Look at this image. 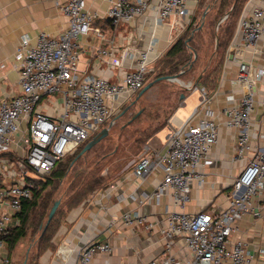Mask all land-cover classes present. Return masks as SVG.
<instances>
[{"label":"built area","instance_id":"built-area-1","mask_svg":"<svg viewBox=\"0 0 264 264\" xmlns=\"http://www.w3.org/2000/svg\"><path fill=\"white\" fill-rule=\"evenodd\" d=\"M54 1L68 18L66 28L59 36L40 30L34 42L27 34L18 38L14 55L20 91L9 99L0 98V264H22L11 261L4 237L19 223L22 200L32 196L33 179L49 173L66 154L112 123L114 112L143 87L147 73L164 53L154 37L138 50L133 67L123 72L118 81L80 71L78 35L105 36L103 30L94 27L95 20L103 19L110 29H117L143 16L150 0H106L101 12L89 11L87 0ZM186 2L158 0L154 22L160 24L174 18L183 29L190 13ZM236 26L240 35L238 47L251 48L259 40L264 42V4L253 5L239 17ZM112 40L106 38L108 46L99 47L97 53L119 68L121 59L114 56ZM262 72L251 75L248 63L241 61L234 83L245 86V91L235 99L231 97L233 102L221 110L225 126L236 130L234 157L240 159L252 152L232 181L226 206L210 211H169L159 231L165 240L163 250L143 264H253L246 243L240 238L232 240L231 236L238 220L251 210L254 199L264 197V128L257 134L252 129L254 82ZM199 93L198 106L187 118L176 121L169 117L164 148L154 149L145 142L132 161L131 171L137 178L154 169L162 172V178L144 195V201L158 200L169 188L174 203L183 206L191 182L203 181L199 167L211 163L210 149L217 142L218 131L211 117L191 121L198 107L205 108L209 100L203 86ZM49 96L60 99V104L57 101L54 106L55 114L38 106L43 97ZM258 121L264 127V107ZM121 219L124 223L136 221L152 227L137 211L124 212ZM178 242L182 253L172 254L171 248ZM110 249L107 242L90 240L77 251V264H92L96 252Z\"/></svg>","mask_w":264,"mask_h":264},{"label":"crops","instance_id":"crops-1","mask_svg":"<svg viewBox=\"0 0 264 264\" xmlns=\"http://www.w3.org/2000/svg\"><path fill=\"white\" fill-rule=\"evenodd\" d=\"M157 1L150 0L149 9L143 16L117 29H110L108 22L103 19L95 20L94 27L103 30L104 37L94 33L78 35L80 71L118 81L123 72L133 67L138 50L152 38H157L158 49H164L165 52L174 39L183 32L185 25L187 27L191 22L199 6V0H187L186 7L190 13L184 19L183 29L174 18H168L160 24L154 22L153 14ZM212 1L205 6L208 7L207 11L217 6H210ZM257 3L264 4V0H243L240 9L230 16L233 18L231 19L233 25L229 41L217 69L205 78L206 85L198 80L212 66L221 49L213 50L207 66L197 75V80L186 81L205 87L209 97L206 107H198L191 121L196 122L205 116L211 117L217 126L218 139L210 149L211 163L199 167L203 173V181L191 182L189 197L184 205L179 206L174 203L169 188L158 200L144 201V195L150 192L162 178V172L154 169L144 177L137 178L131 171L133 159L130 164L116 172L105 186L94 189L78 203L64 210L47 239L46 243L49 244L39 252L37 259L39 264H77V251L90 240L107 242L111 248L109 252H96L92 257V264H143L163 250L165 240L159 231L169 211H210L226 206L230 194L229 187H232V181L239 175L252 154L247 152L240 159L234 157L236 130L225 126L221 114L222 108L233 102L229 100L231 97L235 99L245 91V86L234 83L238 64L241 61L248 63L251 75L263 70L260 78L254 82L256 105L252 114V129L257 134L264 128L258 121L264 107V42L259 40L255 47L251 48L238 47L240 35L236 29L239 17L248 13ZM106 5V0L86 1L89 11L101 12ZM230 7L231 2L228 8ZM220 18L221 15L217 19L216 26L218 24L223 26L226 22V20L221 21ZM204 19L205 14L203 16L202 13L200 24L204 23ZM67 24V16L54 0H0V98L9 99L20 91L14 55L18 38L22 34H27L31 42H34L40 30L59 36ZM199 26L191 31V35L199 29ZM222 34L220 29V38ZM106 38L113 39L114 56L121 59L119 68L111 66L108 57L97 53L99 47L108 46ZM180 94L179 105L170 116L176 121L179 118H187L198 106L200 97L198 89L183 93L182 97ZM56 102L60 104L57 96L43 97L38 106L45 112L55 114ZM168 126L167 121L145 142L154 149H163ZM256 141L254 137L252 142L255 144ZM126 211H137L152 223V227L146 228L136 221L124 223L121 215ZM236 238L246 243V250L253 264H264V254L261 253V249H264V197L254 199L251 210L238 220L237 228L231 236L232 240ZM179 243L171 248L172 254L178 255L181 252Z\"/></svg>","mask_w":264,"mask_h":264},{"label":"rangeland","instance_id":"rangeland-1","mask_svg":"<svg viewBox=\"0 0 264 264\" xmlns=\"http://www.w3.org/2000/svg\"><path fill=\"white\" fill-rule=\"evenodd\" d=\"M209 1L212 0H203L204 8L200 6L196 8L194 12L195 21L192 24L193 27L197 26L202 20L205 4L209 3ZM219 3L213 9L205 12L204 23L199 24L200 27L202 26L201 29L196 30L192 35L191 44L203 55L201 56L198 53V57L196 58L195 54H191L192 59L196 58V62L191 67H188L189 58L182 61L183 58L189 55L186 49L172 61V65L175 66L172 71L176 68L178 70L184 68L185 71L178 74V78L184 82L197 80V75L200 73L202 67L208 64L211 51L215 49L214 34L215 30H217L216 18L220 11ZM231 19L233 18L230 17L227 21H231ZM183 32L184 36L188 32L186 25ZM219 54L220 51L215 57L212 66L198 80L199 82L210 75L212 69L217 65ZM164 60L165 57L153 65V70L148 72L145 82L154 79L159 72L168 73L169 67L163 68ZM175 73H178V71L172 74ZM200 86L195 84L187 88L177 80L164 79L155 82L138 98L136 96L139 90L129 99L122 102L119 109L113 114L116 117L110 126L108 134L78 158H76V155L82 147L76 153L66 154L54 168V170L61 169L60 171L63 172V175L56 177V175H53V170L46 177V179H50L48 185L43 187L41 184L42 188H40V197L38 198L39 205L30 214L26 235L11 249V261L21 263L26 258L27 264H31L36 259V253L38 251V243L36 241L41 235L42 227L53 201L59 198L60 204L52 217L47 232L51 231L53 226L59 222L64 210L79 193L84 191L86 185H88L92 178L102 176V182L104 184L96 186L95 189L97 187H103L114 177L116 172L120 171L125 165L130 164L135 159L142 143L157 128L167 123L174 109L179 105L180 93H188L195 87L199 90ZM71 146L75 147L76 145L72 144ZM231 191L232 187L230 186L229 193ZM86 192L89 193L91 191L88 190Z\"/></svg>","mask_w":264,"mask_h":264},{"label":"trees","instance_id":"trees-1","mask_svg":"<svg viewBox=\"0 0 264 264\" xmlns=\"http://www.w3.org/2000/svg\"><path fill=\"white\" fill-rule=\"evenodd\" d=\"M217 2L218 0H213L211 5L210 6H216L217 5ZM219 12H218V15H217V18L220 17V15H222L224 13V11H226L227 13V16L225 18L226 22H225V25L222 27V25L218 24L216 27H217V30H215V48L216 49H221L220 50V54H219V58L217 60V65L212 69V71L214 69H217V66L219 65V63L221 62V59H222V56H223V52H224V49L226 48V45L229 41V38H230V35H231V30H232V23L231 21H227L228 18L235 14V12H237L241 5H242V2L243 0H219ZM231 2V7L228 8L229 4ZM199 6L201 8H204V5H203V0H199ZM206 6V4H205ZM227 6V8L225 9V7ZM208 7H205V9H207ZM207 11V10H206ZM215 19V20H216ZM195 21V16L192 17V20L191 22L188 24V26L186 27L188 32L187 34H185L184 36V32H182L178 37L175 38V40L170 44V46L166 49V51L162 54V56L156 61L159 62L163 57H165V60H164V64H163V68L165 67H169V70H168V73L167 74H172L173 72H177L179 71L178 68H176L174 71H172V69L175 68V66L172 65V61L174 60L175 57H177L179 54L182 53V51L184 49H186V51L189 53V55L185 58L182 59V61H184L186 58H189V65L188 67H191V65H193L195 62H196V58L198 57V53L199 55L201 54L200 51L198 49H196L192 44H191V40H192V35H191V31L197 27V26H192L193 22ZM107 22V21H106ZM202 27V26H201ZM201 27H199V29H201ZM220 27V28H219ZM220 29L222 31V38H220ZM214 50V49H213ZM213 50L211 51V54L209 56V59L211 58V55H212V52ZM196 54V58L195 59H192L191 58V54ZM203 54H201L202 56ZM155 63V64H156ZM154 64V65H155ZM207 66V64H205L201 70H204L205 67ZM162 68V69H163ZM181 69H184V68H181ZM185 71V70H184ZM148 74V73H147ZM162 74H166L165 72H159L156 76H159V75H162ZM202 76V75H201ZM147 77V75H146ZM202 83L205 82V78L204 80L202 79L201 80ZM205 88V87H204ZM115 116H113V118H115ZM160 128V127H159ZM159 128H157L156 130H158ZM155 130V131H156ZM92 136H90L88 139H90ZM87 139V140H88ZM86 140V141H87ZM84 141L83 143H81L73 152L71 153H76L78 151L79 148H81L84 143L86 142ZM99 142V141H98ZM97 142V143H98ZM145 142L142 143V145L144 144ZM95 145V144H94ZM93 145V146H94ZM141 145V147H142ZM141 149V148H140ZM139 149V151H140ZM86 152V151H85ZM70 154V153H69ZM64 158V157H63ZM62 160V159H61ZM60 160V161H61ZM59 162V161H58ZM57 162V163H58ZM56 163V164H57ZM56 166V165H55ZM55 166L53 167V169L47 173V174H44L42 176H39L37 178H34L33 179V184L31 186V189H32V196L30 199H23L22 200V206H21V210L20 212L18 213V216H19V223L13 227L10 232L4 237V240H5V243H6V247H7V250H8V253H9V256L11 254V249H13V247L16 245V243L18 241H21V239L26 235L27 233V227H28V220L30 218V214L32 212V210L38 206V198L40 197V188H42V186H47L50 179H46V177L54 170ZM61 170V169H60ZM58 169H55L53 171V175H56V177H61L63 175V172L60 171ZM46 179V180H45ZM42 184V186H41ZM97 184V185H96ZM104 183L102 182V176H98V177H94L92 178L88 185H86L84 191H82V193H79L76 198L69 204L70 205H73V204H76L78 203L80 200L83 199V197L86 196V194L88 192V190L90 191H93V189H95L96 186H101L103 185ZM106 185V184H105ZM104 185V186H105ZM97 188H100V187H97ZM67 206V207H69ZM54 215V214H53ZM53 217V216H52ZM51 220L52 218L49 220V222L47 223L46 227L43 229L42 227V230H41V235L39 236L38 240L36 241V243H38V251L36 253V259L33 260V262L31 264H39L38 263V255H39V252L46 246L48 245L49 243H46L47 242V239L49 238L52 230L54 229L55 225L53 226V228L51 229V231L47 232V229L48 227L50 226L51 224ZM22 262V261H21Z\"/></svg>","mask_w":264,"mask_h":264},{"label":"water","instance_id":"water-1","mask_svg":"<svg viewBox=\"0 0 264 264\" xmlns=\"http://www.w3.org/2000/svg\"><path fill=\"white\" fill-rule=\"evenodd\" d=\"M206 10L207 9H205L204 14H205ZM204 14H203V16H204ZM226 16H227V13H223L221 15L220 20L224 21ZM183 72H184V69H180L178 71V73H175V74H162V75H159V76H155L154 79L144 83L143 87L139 90L136 98H138L144 91H146L149 87H151L155 82L160 81V80H164V79H171L172 77L178 76V74L183 73ZM182 96H183V93L180 94V97H182ZM111 124L112 123H108L106 126L102 127L97 133H95L93 135V137L88 139L84 143V145L82 146L81 150L76 155V158H78L80 155H82V153H84L85 151L90 149L94 144H96L98 141H100L102 138H104L108 134ZM59 204H60V199L59 198H57V199H55L53 201V203H52V205H51V207H50V209H49V211L47 213V218H46V221H45V223L43 225V229L46 227L47 223L52 218V216L55 213V211H56V209H57ZM21 263L22 264H27L26 258H24Z\"/></svg>","mask_w":264,"mask_h":264},{"label":"bare ground","instance_id":"bare-ground-1","mask_svg":"<svg viewBox=\"0 0 264 264\" xmlns=\"http://www.w3.org/2000/svg\"><path fill=\"white\" fill-rule=\"evenodd\" d=\"M199 27H200V26H199ZM194 54H195V53H194ZM195 55H196V54H195ZM171 80H177L179 83H183V84H184V87H187V88H190V87L193 86L192 82H190V83L184 82V81L180 80V79L178 78V76L172 77ZM113 122H114V121H113ZM113 122H112V123H113Z\"/></svg>","mask_w":264,"mask_h":264}]
</instances>
